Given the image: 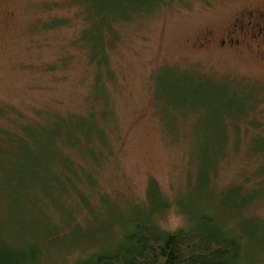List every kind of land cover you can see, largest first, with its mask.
<instances>
[{
	"label": "rangeland",
	"instance_id": "rangeland-1",
	"mask_svg": "<svg viewBox=\"0 0 264 264\" xmlns=\"http://www.w3.org/2000/svg\"><path fill=\"white\" fill-rule=\"evenodd\" d=\"M63 2L0 0V105L31 117H41L43 109L87 110L112 154L96 143L88 176L75 173L81 182L90 175L95 180L78 186L86 202L67 183H49L38 170L17 173L13 156L1 158L0 241L19 247L28 241L46 250L44 264H56L111 248L137 220L153 218L161 230L176 229L185 224V211L218 214L232 232L262 226L264 199L245 209L259 218L247 223L223 191L256 165L247 157L253 132L240 122L235 134L237 114L230 109L239 107L232 95L237 86L249 93L264 85V0H182L116 24L106 49L113 73L112 82L104 81L107 119L104 105L87 102L100 88L92 84L94 64L76 42L81 9ZM50 18L68 23L43 31L39 22ZM54 61L58 67L49 70ZM261 96L257 117L264 124ZM85 138L96 141V134ZM59 171L51 170L57 177ZM165 201L171 205L162 211ZM173 207L183 218L174 228L168 226ZM253 234L243 243L242 264H264V228Z\"/></svg>",
	"mask_w": 264,
	"mask_h": 264
},
{
	"label": "trees",
	"instance_id": "trees-1",
	"mask_svg": "<svg viewBox=\"0 0 264 264\" xmlns=\"http://www.w3.org/2000/svg\"><path fill=\"white\" fill-rule=\"evenodd\" d=\"M176 2L182 0H64L63 4L70 3L81 9L79 14L82 25L76 42L85 49L87 63L94 64L92 84L95 88H100L93 98H90L89 93L87 102L95 106L104 105L102 108L104 118L107 119L112 113L110 106H107L110 102L104 81H113L106 49L112 45V37L113 39L116 37L114 26L140 15L152 14ZM39 23L43 31H47L66 25L68 19L50 18ZM56 65L58 67L57 61L52 62L48 66L49 70L55 69ZM237 87L232 95L235 101L238 100L239 107H235L234 104L232 106L231 103L230 109L237 114L233 119L234 122H238L233 123L235 134L240 133V122L245 123V132L248 129L253 132L246 140V144L249 145L247 157L253 159L256 165L243 178L242 183L229 185L223 192L234 212H237L236 216L246 217L245 221L250 223L259 218L247 215L245 209L264 199V124L257 117V105L263 98L261 92H264L262 89L264 85H259L257 90H250L249 93ZM223 92L225 96L226 91ZM195 109L192 107L187 111L194 114ZM43 110L46 112L41 117H31L14 108L5 109L0 105V117L4 116L9 120L7 123L0 121V159L5 160L13 156L17 173L42 171L49 183L61 187L67 183L74 189V194L86 202L78 186L80 183L87 184L95 180H92L90 175L89 179L84 177L87 181L81 182L78 174L82 172L84 176H88L87 158L94 157L93 145L96 143L104 149L107 148L109 155L112 154L109 139L98 135L100 131L93 123L94 120L87 119L90 115L87 110L78 114ZM224 113L225 110L221 109L216 114L220 117ZM92 131L96 134V141L85 138ZM81 135L86 141L80 139ZM52 169L60 170L59 177L51 172ZM69 173L78 174L70 178ZM26 180L28 184L29 177ZM158 194L162 196L159 192ZM170 205L171 201H165L162 211ZM180 212L183 213L181 210ZM185 214V224L173 230H161L153 223V218L137 220L131 229L122 233L121 238L111 248H97L74 257L70 262L56 264H242L245 244L249 238L250 240L256 238L253 234L255 231L264 228V224L262 226L255 224L253 225L255 228L251 227V233H245L244 230L232 232L218 218V214L208 211L201 213L185 211ZM53 235H49L47 239H51ZM27 242L25 246L19 247L11 240L0 241V264H44L46 250L42 253V248ZM75 250L76 248H72L68 254L74 253Z\"/></svg>",
	"mask_w": 264,
	"mask_h": 264
},
{
	"label": "clouds",
	"instance_id": "clouds-1",
	"mask_svg": "<svg viewBox=\"0 0 264 264\" xmlns=\"http://www.w3.org/2000/svg\"><path fill=\"white\" fill-rule=\"evenodd\" d=\"M170 223L168 226L174 228L176 227L178 224L182 223V216L176 212L175 208L173 207L170 212Z\"/></svg>",
	"mask_w": 264,
	"mask_h": 264
},
{
	"label": "flooded vegetation",
	"instance_id": "flooded-vegetation-1",
	"mask_svg": "<svg viewBox=\"0 0 264 264\" xmlns=\"http://www.w3.org/2000/svg\"><path fill=\"white\" fill-rule=\"evenodd\" d=\"M259 30H261V28H259ZM262 31V30H261ZM260 31V32H261ZM263 33H264V30L261 32V34H262V40L264 41V35H263Z\"/></svg>",
	"mask_w": 264,
	"mask_h": 264
}]
</instances>
